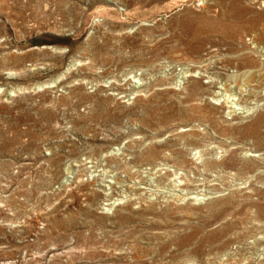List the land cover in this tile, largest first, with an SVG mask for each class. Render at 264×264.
I'll return each mask as SVG.
<instances>
[{
  "label": "rangeland",
  "instance_id": "374dc122",
  "mask_svg": "<svg viewBox=\"0 0 264 264\" xmlns=\"http://www.w3.org/2000/svg\"><path fill=\"white\" fill-rule=\"evenodd\" d=\"M0 264H264V0H0Z\"/></svg>",
  "mask_w": 264,
  "mask_h": 264
},
{
  "label": "bare ground",
  "instance_id": "6f19581e",
  "mask_svg": "<svg viewBox=\"0 0 264 264\" xmlns=\"http://www.w3.org/2000/svg\"><path fill=\"white\" fill-rule=\"evenodd\" d=\"M189 75H193V74L186 73L184 76H189ZM40 85L42 86L41 88L39 87ZM40 85L35 84L36 89L41 90V89H44L45 88L43 84H40ZM119 203H121V202H119V200L117 198L110 199V202L108 203L110 206H109L108 209H111L114 205H117Z\"/></svg>",
  "mask_w": 264,
  "mask_h": 264
}]
</instances>
